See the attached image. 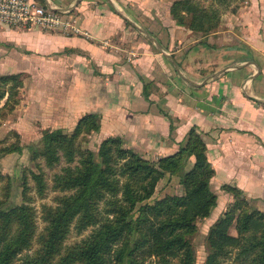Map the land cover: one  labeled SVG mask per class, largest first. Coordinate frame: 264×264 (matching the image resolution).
Returning a JSON list of instances; mask_svg holds the SVG:
<instances>
[{"label":"crops","instance_id":"crops-1","mask_svg":"<svg viewBox=\"0 0 264 264\" xmlns=\"http://www.w3.org/2000/svg\"><path fill=\"white\" fill-rule=\"evenodd\" d=\"M37 1L75 7L88 35L0 24V49L23 45L39 58L69 49L59 59L82 97L76 123L97 113L100 143L120 136L148 159L176 152L196 127L216 170L212 187L237 185L264 211V0L209 34L176 23V0Z\"/></svg>","mask_w":264,"mask_h":264},{"label":"trees","instance_id":"trees-1","mask_svg":"<svg viewBox=\"0 0 264 264\" xmlns=\"http://www.w3.org/2000/svg\"><path fill=\"white\" fill-rule=\"evenodd\" d=\"M205 1L176 0L171 15L178 25L209 34L221 24V7L229 8L237 0ZM22 87V72L0 76V113L13 108ZM100 129L99 115L86 113L72 132L46 129L42 147H31L33 160L42 158L49 168L65 164L52 179V189L59 194L55 206H42L46 225L39 233L27 170L22 174L23 202L10 207L11 178L0 173V183H5V198L0 197V264L20 260L19 264H196L192 237L219 199L212 187L216 170L206 140L193 127L176 152L156 160L127 146L120 136L102 140L96 154L82 148L81 140ZM4 150L22 153L23 146L11 144ZM29 173L37 193L46 194L45 172L30 169ZM167 175L180 177L183 193L152 201ZM221 189L234 200L209 228L204 264H233L228 261L233 253L239 264H264V211L251 206L239 186L225 183ZM73 226L78 232L93 229L63 251Z\"/></svg>","mask_w":264,"mask_h":264},{"label":"rangeland","instance_id":"rangeland-1","mask_svg":"<svg viewBox=\"0 0 264 264\" xmlns=\"http://www.w3.org/2000/svg\"><path fill=\"white\" fill-rule=\"evenodd\" d=\"M203 3L211 4L210 0ZM250 6L251 0H237L229 8L221 7L222 20L219 28L224 27L225 24L227 26L232 21V14L238 13L239 10L243 11V8ZM262 10L264 11V6H262ZM238 16L241 17V15ZM145 38L143 37V39ZM149 39L151 38L149 37ZM135 43H137L136 40L129 41L124 48L127 50L122 52L128 55V51L135 50ZM11 45L14 44L0 49V52L4 53L0 56V75L22 72L24 87L19 89L18 101L11 104L13 108L9 106L0 113V173L5 177L9 176L11 178V195L7 201V205L10 207L23 202L22 174L24 170H27L29 186L31 187L28 194L31 197V204L37 210L39 233L44 230L46 225L41 217L42 206L44 204L55 206V197L59 194L58 191L52 189V179L56 173L61 171L62 166L65 164L62 162L53 168H49L45 164L44 159H32L31 147L36 150L42 147L41 138L43 131L46 129L63 128L68 133L72 132L78 115L83 112V108L79 109L82 97L74 93L73 86L75 83L73 77L69 71L64 70L63 63L59 59L70 55L69 49L53 53L49 57L39 58L32 54L31 51L25 49L23 45H14L15 47ZM2 103H4V100ZM17 143L23 146L22 153L5 152V147ZM80 145L84 149L93 150L96 154L100 145L99 135L97 133L86 135L81 140ZM158 158H151V160ZM30 169L33 171L43 170L46 174L49 188L43 196L39 195L35 189V182L29 173ZM4 185V182L0 183L1 198H5ZM213 190L217 192L220 199L218 206L213 210L209 218L198 222L199 230L192 237L196 249V264H204L205 262L208 253L206 238L210 226L232 202L231 198L220 197L223 194L220 186L216 187L213 185ZM182 193L183 186L180 183V177L178 175H167L159 182L152 201L163 198L166 195ZM227 195L231 196L232 194ZM250 204L257 208L256 203L251 199ZM92 229L93 227H90L83 232H78L73 226L64 242L63 251L88 237ZM233 232L235 233L234 230ZM33 248H37L36 243ZM228 261L233 264H239L236 261V253H233ZM20 262L21 260L17 264Z\"/></svg>","mask_w":264,"mask_h":264},{"label":"built area","instance_id":"built-area-1","mask_svg":"<svg viewBox=\"0 0 264 264\" xmlns=\"http://www.w3.org/2000/svg\"><path fill=\"white\" fill-rule=\"evenodd\" d=\"M0 24L13 29L88 35L72 12L56 11L37 0H0Z\"/></svg>","mask_w":264,"mask_h":264},{"label":"water","instance_id":"water-1","mask_svg":"<svg viewBox=\"0 0 264 264\" xmlns=\"http://www.w3.org/2000/svg\"><path fill=\"white\" fill-rule=\"evenodd\" d=\"M74 9H75V7H71V8H69V9H67V10H65V11H67V12H72V11H74ZM56 11H64V10H59V9H55Z\"/></svg>","mask_w":264,"mask_h":264}]
</instances>
